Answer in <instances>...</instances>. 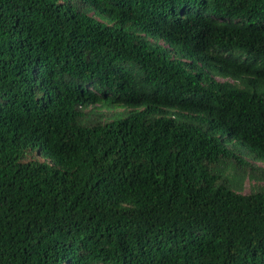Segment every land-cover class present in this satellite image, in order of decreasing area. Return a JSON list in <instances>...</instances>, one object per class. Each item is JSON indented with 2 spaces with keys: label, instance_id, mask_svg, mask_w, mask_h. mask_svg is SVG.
Masks as SVG:
<instances>
[{
  "label": "trees",
  "instance_id": "16d2710c",
  "mask_svg": "<svg viewBox=\"0 0 264 264\" xmlns=\"http://www.w3.org/2000/svg\"><path fill=\"white\" fill-rule=\"evenodd\" d=\"M87 1L0 0V264H264V0Z\"/></svg>",
  "mask_w": 264,
  "mask_h": 264
},
{
  "label": "clouds",
  "instance_id": "9594fccd",
  "mask_svg": "<svg viewBox=\"0 0 264 264\" xmlns=\"http://www.w3.org/2000/svg\"><path fill=\"white\" fill-rule=\"evenodd\" d=\"M207 5L208 4L206 0H201L200 3H199V0H193L191 2L186 1V0H177L174 3H171L169 5L168 11H170V13H172L175 16L174 27L177 29H174V30H178V31L183 30L186 32V29L191 28V29L198 31V29L196 28V25L192 24L190 20L193 19L195 13L205 10ZM207 17L215 21L218 24L228 23V22H232L235 25L243 24V21L240 18L231 19V18H226V17L215 16L214 14H208ZM146 34L150 35L149 33H146ZM175 34L177 35L178 33H175ZM229 50L232 52V55H233V58H235V61L251 62L252 56L249 55L246 51L239 49V48H229ZM193 51L198 54H201L200 51L197 50L196 48H194ZM220 80L224 81L223 79H220ZM228 80L231 81V79H228ZM141 109H143V107ZM158 110L161 111V113L158 115L159 117L161 118L163 117L168 121H172L174 119V114H173V110L171 109V107L169 108V106L161 105V106H158Z\"/></svg>",
  "mask_w": 264,
  "mask_h": 264
},
{
  "label": "bare ground",
  "instance_id": "6f19581e",
  "mask_svg": "<svg viewBox=\"0 0 264 264\" xmlns=\"http://www.w3.org/2000/svg\"><path fill=\"white\" fill-rule=\"evenodd\" d=\"M86 1H87V0H86ZM130 1H131V0H130ZM87 2H89V1H87ZM113 2H115V1H113ZM123 2H126V1L124 0ZM139 2H140V1H139ZM111 3H112V1H111ZM116 3H117V2H116ZM143 3H144V2H143ZM89 4L91 5L90 2H89ZM94 4H95V3H94ZM96 4H97V3H96ZM109 4H110V3H109ZM117 4H118V3H117ZM121 4H122V3H121ZM123 4H124V3H123ZM126 4H127V2H126ZM87 5H88V4H87ZM90 5H89V6H90ZM110 5H111V4H110ZM113 5H114V4H113ZM133 5H134V2H133ZM137 5H139V3H138ZM147 5H149V4H146V6H147ZM115 6H116V4H115ZM150 6L152 7V5H150ZM112 7H113V6H112ZM116 7H117V6H116ZM134 7H135V6H134ZM136 7H137V6H136ZM136 7H135V8H136ZM139 7H140V6H139ZM155 7H156V5H155ZM106 8H107V7H106ZM126 8H127V7H126ZM130 8H131V6H130ZM141 8H142V6H141ZM152 8H153V7H152ZM132 9H133V8H132ZM146 9H147V8H146ZM146 9H144V10H146ZM160 9H161V7H160ZM160 9H159V11H161ZM126 10H127V9H126ZM140 10H141V9L139 8V11H140ZM150 10H152V9H150ZM154 10H155V9H154ZM162 10H163V9H162ZM164 10H165V9H164ZM105 11H106V10H105ZM107 11H108V10H107ZM123 11L126 13L125 10H123ZM123 11H122V12H123ZM130 11H132V10H130ZM88 12H89V10H88ZM112 12H113V11H112ZM142 12H143V11H142ZM152 12H153V11H152ZM128 13H130V12L128 11ZM133 13H134V11H133ZM133 13H132V14H133ZM144 13H145V12H144ZM90 14H91V13H90ZM116 14H117V16H118V13H116ZM137 14H138V13H137ZM140 14H142V13L140 12ZM149 14H150V13H149ZM155 14H156V13H155ZM161 14H163V13L161 12ZM145 15H146V14H144V16H145ZM157 15H158V14H157ZM169 15H170V14H169ZM104 16H105V15H104ZM107 16H108V15H107ZM119 16H121V14H120ZM128 16H129V15H128ZM128 16H127V17H128ZM135 16H136V12H135ZM142 16H143V15H142ZM151 16H152V15H151ZM91 17H92V16H91ZM111 17H112V16H111ZM122 17H123V15H122ZM153 17H154V14H153ZM155 17H156V16H155ZM159 17H160V16H159ZM168 17H170V16L164 17V20H163V21H165V18H168ZM171 17H172V16H171ZM171 17H170V20L172 19ZM197 17H198V16H197ZM96 18H97V17H96ZM146 18H147V16H146ZM146 18H145V19H146ZM150 18H151V17H150ZM174 18H175V17H174ZM174 18H173V19H174ZM98 19H99V18H98ZM110 19H111V18H110ZM135 19H136V18H135ZM151 19H152V18H151ZM159 19H160V18H159ZM161 19H162V18H161ZM161 19H160V20H161ZM202 19H203V18H202ZM99 20H100V19H99ZM115 20H116V18H115ZM123 20H124V18H123ZM133 20H134V19H133ZM147 20H148V19H147ZM174 20H175V19H174ZM200 20H201V19H200ZM101 21H102V20H101ZM103 21H104V20H103ZM117 21H119V20H117ZM117 21H116V22H117ZM149 21H150V19H149ZM152 21H153V20H152ZM171 21H172V20H171ZM198 21H199V20H198ZM203 21H204V19H203ZM205 21H207V19H205ZM107 22H108V21H107ZM122 22H123V21H122ZM159 22H160V21H159ZM159 22L157 21V23H159ZM165 22H166V21H165ZM167 22H168V21H167ZM172 22H173V21H172ZM201 22H202V21H200V23H201ZM209 22H210V20H209ZM100 23H101V22H100ZM119 23H120V22H119ZM146 23H147V21H146ZM153 23H154V22H153ZM170 23H171V22H170ZM173 23H174V22H173ZM204 23H205V22H204ZM210 23H212V21H211ZM102 24H103V23H102ZM120 24H121V23H120ZM149 24H150V23H149ZM155 24H156V23H155ZM196 24H197V23H196ZM225 24H226V23H225ZM201 25H202V24H201ZM203 25H204V24H203ZM220 25H224V24H220ZM197 26H200V25L198 24ZM204 26H205V25H204ZM226 26H227V25H226ZM199 28H200V27H199ZM199 28H197V29L199 30ZM201 33H202V32H201ZM165 34H166V33H165ZM167 35H168V34H167ZM198 35H199V33H198ZM200 35H201V34H200ZM198 38H199V37H198ZM198 38H197V39H198Z\"/></svg>",
  "mask_w": 264,
  "mask_h": 264
},
{
  "label": "rangeland",
  "instance_id": "374dc122",
  "mask_svg": "<svg viewBox=\"0 0 264 264\" xmlns=\"http://www.w3.org/2000/svg\"><path fill=\"white\" fill-rule=\"evenodd\" d=\"M259 165H264V163H261V162H258ZM247 185H248V182L246 181L245 182V187H244V192L247 191Z\"/></svg>",
  "mask_w": 264,
  "mask_h": 264
}]
</instances>
